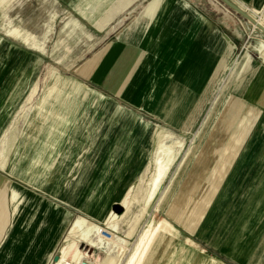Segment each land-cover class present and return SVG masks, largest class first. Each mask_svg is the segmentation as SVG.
<instances>
[{
    "label": "crops",
    "instance_id": "crops-1",
    "mask_svg": "<svg viewBox=\"0 0 264 264\" xmlns=\"http://www.w3.org/2000/svg\"><path fill=\"white\" fill-rule=\"evenodd\" d=\"M56 1L104 32L112 31V23L126 11V32L79 64L75 79L89 85L99 102L111 105L108 121L92 129V136L98 135L82 149L93 154L105 147L113 175L100 177L108 191L125 193L126 159L131 155L130 160L141 162L131 165L137 175L130 184L136 183L153 156L156 130L179 133L185 142L193 137V149L187 150L176 180L174 176L165 185L158 209L169 196L162 212L187 244L181 264H264L263 33L217 0H155L147 10L155 12L152 17L145 15L152 0ZM233 1L250 13L264 14V0ZM69 23L74 29L65 25L64 32L81 30L77 19ZM4 45L15 59L27 61L29 69L32 62L36 66L34 55L0 38V47ZM2 94L0 114L7 97L5 90ZM126 121L137 130L136 140L119 136ZM105 123L110 137L98 133ZM8 125L0 120V158L7 162L0 178L8 182L0 187V231L6 222L4 194L11 212L0 238V264H50L77 212L107 226L105 218L120 199H110L101 215L87 211L69 195L77 171L54 173L45 189L33 184L38 167L25 159L26 148L34 150L35 130L44 131L46 122L38 129L25 122L4 138ZM15 156L17 163L26 160L23 177L8 171ZM68 173L72 176L64 190L57 178ZM90 187L100 191L103 182ZM96 250L90 247L95 263L102 256Z\"/></svg>",
    "mask_w": 264,
    "mask_h": 264
},
{
    "label": "rangeland",
    "instance_id": "rangeland-1",
    "mask_svg": "<svg viewBox=\"0 0 264 264\" xmlns=\"http://www.w3.org/2000/svg\"><path fill=\"white\" fill-rule=\"evenodd\" d=\"M215 3H219L221 7H226L219 0H217ZM150 4L148 6H150ZM12 5H14L13 8ZM137 12L140 11L137 10ZM154 13L155 12H153V10L151 9L147 11L145 15L148 17H152ZM258 14L260 15V17H262V19H264L263 13L260 12ZM71 18H75L80 22V31L76 29L75 33L64 32L65 25L68 26L67 29H74L69 27V21L71 20ZM130 21L131 19H128L127 23ZM112 25L114 27L110 32L97 30L95 26L88 23L74 11H71V9H68L67 4L63 2L59 3L56 0H0V38L12 43L13 45H16L17 47H20L22 50L34 55L36 58V66L34 67L32 62L31 71L25 72V74L20 75L21 77L18 76V80L13 82L10 88L8 87L5 89V94H7V97L4 98L0 120H2V122H8L9 125L6 131L4 130V138L6 136H9L12 130L13 132H16L18 128L23 127V124L30 118L32 110L36 106L38 99L42 96V94L48 93L51 88H58L59 85H61L62 82L66 80H75L77 78V67L79 64H81L86 58H89L90 55L95 53L97 50L101 51L111 41L120 36H123L124 32H126V11L119 18H117L114 23H112ZM13 31H16V35L10 34ZM3 60L4 58L0 60V63L3 64ZM83 84L84 85H81L79 83V88H81L82 90H90L88 88L89 85H86L85 83ZM32 87L34 88L32 89ZM35 88L37 90H35ZM50 94V98L48 100H50L52 96L55 95V92L52 91V93L50 92ZM50 109L57 110L58 107L53 104L47 105L44 108L45 111H49ZM55 116L56 114L54 113H46V115L38 121V128L42 127L41 123L46 122V126L51 125L53 127H66L67 130L73 133L72 129L81 124L80 122L69 123L67 121L68 118L65 116L64 120L52 122V119L56 118ZM106 118L107 116L105 115L103 117V121H107ZM91 124L92 125L89 124L91 128L88 129V134L90 136L92 135V129L98 125L97 120H95ZM101 131L103 132V130L100 129L98 133H100ZM35 132H37V136L35 137L36 140L34 141V150H31V146H28L26 148V151L28 153L26 154L27 157L25 158L29 162H34L36 168L38 167L35 174L32 175L33 184L41 188H47L48 179L54 173L61 174L77 171L76 174L73 175L74 177L71 180L70 178L72 174L68 173L63 177L57 178V181L59 182V184L63 185L65 190L67 181L70 180L69 195L71 196L73 201L83 205L84 209L90 211L95 215H101L104 212L110 199H120V203L123 204L124 202H127L130 197L136 192L138 187L137 181L136 183H133V187H130L132 185L130 183L134 179L132 178V176L137 175V171H135L136 169H133L131 165L132 163L141 164L140 158L138 160L137 157H135L134 160H129V162L126 163L127 192L125 191V193L122 195H114L108 191V183L105 181L106 179L101 178L103 177V175H107V172L108 175H113V172L111 170L108 171L109 163L105 155L106 153L104 150V146L99 147V150L94 151L93 154H90L89 151L82 152V149L84 148L83 144L86 140L89 141L91 139L90 136H81L78 139L69 138L67 140L72 142L79 141L80 144L77 145V147H75L74 145L61 146L57 143L50 144L49 140H47L48 138L46 137L47 133L45 132V130H36ZM97 135L95 134L94 137L96 138ZM42 137H46V139L44 140ZM176 138L182 139L185 145H183L182 148L178 146L175 148V151H178L177 158L172 166L171 171L169 172L162 191L157 195L156 199L147 209V212L139 220L133 234L131 235V238L128 239L129 247L125 251V254L121 257V259L117 260L116 263L114 262V259H117L118 246L122 243V237H124L122 232H126L131 222L140 214L139 210L141 209L142 205L141 199L147 188V182L149 176L151 175L150 173H152L153 170V156L147 163L148 166L146 165V167L149 168L140 190L138 189V192L140 191L137 196L139 202H135L134 204H132L131 208L124 215V217L120 219L118 228L115 232L105 226V228L110 231L108 234L105 233L106 236L108 238L111 237L112 239L109 240L106 245H104L102 251L96 250V254L101 253L103 255V259H106L104 264H124L126 253H129L133 249V245L135 239L137 238V235L141 232L150 217L156 214L165 218L162 209L164 208V205L166 204L169 196L166 199L161 210H156V205L157 209H159V202L165 189V185H167L169 183V180L175 176L176 171H178L177 169L179 168L180 163L183 161L187 150L191 149L193 144V137H189L185 142V139L179 133L168 134L163 138L161 142L163 144H170ZM56 142L58 141L56 140ZM4 147L6 148V145L3 146V148ZM3 148H1V150ZM20 148L21 145L18 147V152L21 151ZM131 157L132 156H130V159ZM25 161L23 160L21 162L20 160L17 163V159L15 156L8 168V171L11 174L23 177L25 175ZM6 164V160L0 158V168H5ZM96 175H99V177L97 176L96 178ZM176 177L177 175L174 177V180H176ZM0 181V187L4 188L8 186V182H5L4 179L0 178ZM101 181L103 182V188H101L100 191L96 192L94 188L90 187V184L92 185L95 182L100 184ZM84 189H87L88 191L84 193ZM72 190L73 193L71 192ZM38 193L41 194L40 191H38ZM102 199H104L103 205L100 204ZM2 208L3 211L7 213V220H5L6 222L2 229L3 234L11 214L9 210V200L7 199L5 194L2 197ZM78 215H82L87 219L95 222L85 214L77 212L76 215L72 217L71 223ZM71 223L68 225L64 233L61 245L59 246L56 255L61 254V248L65 244V239L67 234L69 233V227ZM84 228H86V225H83V228L81 229ZM80 230L78 232H75L77 238L81 233ZM2 234L0 235V238ZM166 235L170 237L172 241L166 243V245H158L156 251V264H177V262L181 264L180 261H182L183 259L182 255H184L182 251L183 248L187 249V244L184 243L183 238H180L178 233L172 237L168 233H166ZM94 237L95 236H91V239H93ZM77 246L80 248V250L85 249V251L89 252V255L91 254L90 246H88L87 244L78 242ZM92 249L95 250V248ZM68 259H70V257ZM52 261L50 262V264H52ZM93 261L95 262V260ZM96 262L98 263V259Z\"/></svg>",
    "mask_w": 264,
    "mask_h": 264
},
{
    "label": "bare ground",
    "instance_id": "bare-ground-1",
    "mask_svg": "<svg viewBox=\"0 0 264 264\" xmlns=\"http://www.w3.org/2000/svg\"><path fill=\"white\" fill-rule=\"evenodd\" d=\"M154 1L155 0L151 1V4H150L151 7L154 6ZM150 6L145 7V12H147ZM256 13H258L257 10H252L251 12L253 16H255ZM258 17H256L257 20H258ZM260 18L261 17H259V19ZM253 27L256 28L254 25ZM11 52H12L11 49L7 46H2L0 48V60L4 58L3 60L4 63L3 64L0 63V95L2 94V92H4L6 88L8 87L10 88L13 82L18 80V76L25 74V72L27 71L28 72L31 71V69H29L28 67L29 64L27 61H24L22 59H15L12 56ZM79 86L80 85L76 80L70 79V80H66L62 82V84L59 85L58 88H55V87L51 88L48 91V93L42 94V96L38 99L36 106L32 110L31 116L27 121V124H28L27 127L29 128L33 127L35 129H38V126H37L38 121L42 119L46 115V113L56 114L55 116L56 118L52 119V122L58 121V120L59 121L64 120V116L68 118L67 121L69 123L70 122L71 123L80 122L81 124L79 123L80 124L79 126H76L72 129L73 133L67 130L66 127H62V126L53 127L49 125V126H46V128L44 129L45 132L47 133L46 137L48 138L47 140H49L50 144L57 143L58 145H61V146L62 145H74L75 147H77V145L80 144L79 141L72 142V141H67V140L69 138L78 139L81 136H84V137L90 136L88 134L89 132L88 129L91 128L90 127V125H92L91 123L97 120V123L100 124L101 121L104 120L103 117L105 115L106 116L109 115L108 113L111 107L110 103L108 104V103L99 102L100 98L97 95L93 94L89 90H82L81 88H79ZM33 88L34 87H32V89ZM36 88L35 90L38 89ZM52 91L55 92V95H53L54 97L52 96V98L48 100L51 95L50 92L52 93ZM53 104L58 107L57 110L56 109L55 110L50 109L49 111L44 110L45 106L53 105ZM107 121H104V122H107ZM111 121L113 122V120ZM131 125H132V122L126 121V130L119 131V136L121 137V139L124 138L126 139V141H129L130 139L136 140L135 137L137 135L136 133L137 130H135L134 127L131 128L132 127ZM102 126L103 128H105L103 130L105 136L106 137H108V135L109 137L112 136V130H106L108 125L105 123ZM127 129H130V130H127ZM168 134H173V133L165 129L156 130V133L154 135V137L156 136V139L154 142L155 149L153 152V160H152L153 170H152V173H150L151 175L149 176V179L147 182V188L141 199L142 205H141V209L139 210L140 214L132 222L130 221L131 224L129 225V228L126 231L127 236H131L133 234L139 220L147 212V209L156 199L157 195L162 191L165 181L169 175V172L171 171L172 166L175 163V160L177 158L178 151L176 152L175 148L177 146L182 148L183 145H185L184 141L180 138L174 139L170 144H163L161 141ZM36 136H37V132H35V137ZM46 137H42V138L45 140ZM90 137H94V136L91 135ZM56 140L58 142H56ZM62 140H65V141H62ZM140 143H141V137H140V142L138 141V144H137L139 148H140ZM133 150H134V147H133ZM129 160L130 158L128 157V159H126V163H128ZM148 168L149 167H146L142 175H140L137 178L138 187H137L136 192L130 197V199L127 202H124L123 204L121 203L124 206L125 211L121 214L116 213L114 210H110L108 212L105 218V223L107 225L106 227H108L109 229H112L114 232L118 228V223L120 219L124 217V215L131 208L132 204H134L135 202H139V199L137 196L140 191L138 192V189L140 190L141 185L145 180ZM130 187H133V185H131ZM16 197H17V193L14 192L12 195V200L15 201ZM103 202H104V199H102L100 204L103 205ZM155 209L158 210L157 205ZM3 212H4V218L5 220H7V213L5 211ZM83 225H86V228L81 229L83 228ZM104 229H105V226H102L99 223L93 222L82 215H78L72 221L69 227V233L66 236L65 244L61 248L60 257L55 262V264H65V262L68 261L69 257L73 258L74 261H79L81 257L84 256V254L81 251L82 249L80 250V248L77 246L78 242L85 243L92 248L102 251L104 245H106V243L112 239L111 237L108 238L106 236ZM79 230L81 233L79 237L77 238L75 232H78ZM166 233H168L172 237V236H175L178 232L174 228V226L164 217L158 216L156 214L152 215L150 219L146 222L141 232L137 235V238L135 239V242L133 245V249L129 253H126L124 264H156V259H157L156 251H157L158 245H161L162 240H166V243L172 241V239L168 237ZM1 234H2V230L0 231V235ZM91 236H95V237L91 239ZM122 239H123L122 243L118 246L117 259H114L115 263L117 262V260L121 259V257L125 254V251L129 247V240L125 237H122ZM188 242L191 244H194L191 240H188ZM166 243H164V245H166ZM105 260L106 259H103V255H102L98 259V263H95V264H104Z\"/></svg>",
    "mask_w": 264,
    "mask_h": 264
},
{
    "label": "water",
    "instance_id": "water-1",
    "mask_svg": "<svg viewBox=\"0 0 264 264\" xmlns=\"http://www.w3.org/2000/svg\"><path fill=\"white\" fill-rule=\"evenodd\" d=\"M219 1L222 2L226 7L230 8L231 10L235 11L236 13L246 18L252 25H254L257 29H259L264 35V25L260 23L256 19V17L253 16L250 12H248L246 9L238 5L233 0H219ZM113 210L118 214H121L125 211L124 206L121 203L115 204ZM105 233L107 232L105 231ZM58 259H59V255H55L54 261H57Z\"/></svg>",
    "mask_w": 264,
    "mask_h": 264
},
{
    "label": "built area",
    "instance_id": "built-area-1",
    "mask_svg": "<svg viewBox=\"0 0 264 264\" xmlns=\"http://www.w3.org/2000/svg\"><path fill=\"white\" fill-rule=\"evenodd\" d=\"M107 233H109L110 231H108L106 228L104 229ZM82 253L84 254L83 257H81V259L79 261H74L73 258L70 257V259H68V261L65 262V264H95V262L93 261V259L90 257L89 252L85 251V249L81 250ZM60 257V255H59ZM56 261H52V264H55Z\"/></svg>",
    "mask_w": 264,
    "mask_h": 264
}]
</instances>
